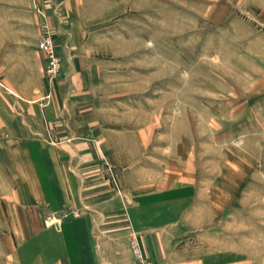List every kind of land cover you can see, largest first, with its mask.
Wrapping results in <instances>:
<instances>
[{"label": "rangeland", "instance_id": "obj_1", "mask_svg": "<svg viewBox=\"0 0 264 264\" xmlns=\"http://www.w3.org/2000/svg\"><path fill=\"white\" fill-rule=\"evenodd\" d=\"M15 2L30 4L38 39L47 23L58 59L50 78L36 47L35 101L99 143L111 189L154 191L181 225L173 264H264V0H0V116L20 95L4 70ZM10 136L1 127L0 264H19L31 231Z\"/></svg>", "mask_w": 264, "mask_h": 264}, {"label": "crops", "instance_id": "obj_2", "mask_svg": "<svg viewBox=\"0 0 264 264\" xmlns=\"http://www.w3.org/2000/svg\"><path fill=\"white\" fill-rule=\"evenodd\" d=\"M12 6L7 28L12 54L5 56L4 70L20 95L9 97L0 129L16 138L6 142L7 148L21 150L26 160L20 164L24 185L20 202L32 212L22 226L31 231L20 239L19 264H136L129 247L131 231L150 259L173 264L181 225L169 212L157 210L154 191L119 194L111 189L101 171L99 143L75 140L77 121L72 114L62 116L35 101L43 94H32L36 89L32 72L42 66L36 49L37 18L27 2ZM163 194L165 203L172 194L167 190ZM63 207H77L81 214L54 224L40 218L41 212ZM177 260L186 263L183 257Z\"/></svg>", "mask_w": 264, "mask_h": 264}, {"label": "built area", "instance_id": "obj_3", "mask_svg": "<svg viewBox=\"0 0 264 264\" xmlns=\"http://www.w3.org/2000/svg\"><path fill=\"white\" fill-rule=\"evenodd\" d=\"M43 31L40 38L37 41V47L45 53L46 64L45 70L47 74L53 76L58 70V59L55 53L51 35L48 30V25L46 22L42 23ZM72 213L76 214L77 210H72ZM68 212H64L63 215H67ZM131 253L136 264H163L161 261H153L144 256L142 248L140 246L138 235L133 234L131 236Z\"/></svg>", "mask_w": 264, "mask_h": 264}]
</instances>
